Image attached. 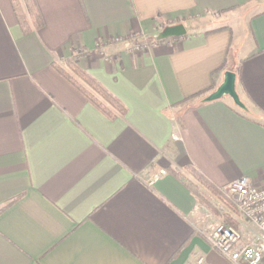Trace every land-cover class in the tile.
Wrapping results in <instances>:
<instances>
[{"label":"crops","instance_id":"obj_1","mask_svg":"<svg viewBox=\"0 0 264 264\" xmlns=\"http://www.w3.org/2000/svg\"><path fill=\"white\" fill-rule=\"evenodd\" d=\"M37 3L24 35L0 0V264H234L206 238L220 211L172 170L264 186V0ZM66 59L127 114L85 101L52 68ZM227 71L247 111L205 102Z\"/></svg>","mask_w":264,"mask_h":264},{"label":"trees","instance_id":"obj_2","mask_svg":"<svg viewBox=\"0 0 264 264\" xmlns=\"http://www.w3.org/2000/svg\"><path fill=\"white\" fill-rule=\"evenodd\" d=\"M13 8L18 26L24 35H30L44 27V19L37 0H9ZM52 68L72 89L111 121L124 117L127 107L109 89L93 75L81 68L76 61L66 59L52 63ZM175 177L187 188L200 204L215 208V199L223 204L230 212L240 216L236 205L228 199L225 193L217 189L207 178L193 167H187L185 172L172 170ZM5 209V207H2ZM222 221L240 229V224L230 213L220 211Z\"/></svg>","mask_w":264,"mask_h":264},{"label":"built area","instance_id":"obj_3","mask_svg":"<svg viewBox=\"0 0 264 264\" xmlns=\"http://www.w3.org/2000/svg\"><path fill=\"white\" fill-rule=\"evenodd\" d=\"M135 40L133 51L140 52L148 48L147 40H141L140 37ZM157 179L158 176L154 178ZM222 191L241 215L236 216L216 199L215 203L220 208H226L236 218L240 229L219 223L206 237L210 246L234 264H264V186L253 185L243 177Z\"/></svg>","mask_w":264,"mask_h":264},{"label":"water","instance_id":"obj_4","mask_svg":"<svg viewBox=\"0 0 264 264\" xmlns=\"http://www.w3.org/2000/svg\"><path fill=\"white\" fill-rule=\"evenodd\" d=\"M186 28L184 25H175L167 27L163 32L157 36L158 40H165L169 38H179L187 35ZM237 75L233 71H227L225 73L224 81L218 87L216 91L208 95L205 98V102H212L220 100L225 96L230 97L237 108L247 111L246 104L241 100L240 95L237 93L236 84H237Z\"/></svg>","mask_w":264,"mask_h":264},{"label":"rangeland","instance_id":"obj_5","mask_svg":"<svg viewBox=\"0 0 264 264\" xmlns=\"http://www.w3.org/2000/svg\"><path fill=\"white\" fill-rule=\"evenodd\" d=\"M215 207H216V209H217L218 211H221V210H222L218 205H216ZM223 212L230 213V212H227V210H223ZM222 223H224V222H222Z\"/></svg>","mask_w":264,"mask_h":264}]
</instances>
